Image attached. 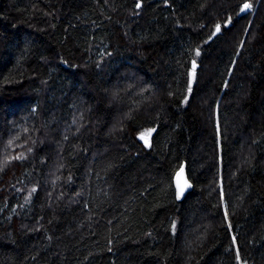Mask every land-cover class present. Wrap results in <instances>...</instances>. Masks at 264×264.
I'll use <instances>...</instances> for the list:
<instances>
[{
    "label": "trees",
    "instance_id": "16d2710c",
    "mask_svg": "<svg viewBox=\"0 0 264 264\" xmlns=\"http://www.w3.org/2000/svg\"><path fill=\"white\" fill-rule=\"evenodd\" d=\"M244 2L0 0V264H236L232 235L264 264V0Z\"/></svg>",
    "mask_w": 264,
    "mask_h": 264
},
{
    "label": "snow or ice",
    "instance_id": "6c2138e0",
    "mask_svg": "<svg viewBox=\"0 0 264 264\" xmlns=\"http://www.w3.org/2000/svg\"><path fill=\"white\" fill-rule=\"evenodd\" d=\"M165 6H168V0H165ZM142 8V0H136L135 3V9L139 10ZM254 8V5L250 2V0H245V2L239 7V10L237 12V15H240L242 13H252ZM135 14H139V12H136ZM232 24V17L228 16V18L226 19V21L223 22V25L221 23H216L214 25V29L211 32L210 36L208 37L207 40H205V43H208L210 40H212L214 37L218 36L219 34H222V28L223 29H227L230 25ZM28 48L27 46L25 47V51H27ZM193 53V58L190 60V69L187 72V76H188V80H187V89L186 92L187 94L184 96L183 100L181 101L182 104L186 105L188 103L189 100V95L192 93L193 90V83L197 78V68H198V60L197 58H199L201 56V48L198 46L195 49L191 50ZM108 56H111L112 53L108 52L107 53ZM19 60H17V64H19ZM60 62L62 64L68 65V62L65 61L63 58L60 59ZM103 63V61H97L96 62V66L97 68H100L101 64ZM235 62H233L234 64ZM69 67H73L72 65H68ZM229 75H231V69L229 70ZM46 83V81H45ZM225 87H227V82L225 83ZM31 111L33 113H35L37 111V109L34 107L31 109ZM83 119H84V114L80 113L79 117H76L74 115V118L72 120V126L75 127V134H79L81 129L85 127L84 123H83ZM156 132V128L155 127H149L147 129H145L144 131L140 132L138 135V139L140 141L143 142V145L145 148H150L152 146L151 144V137L153 135V133ZM216 132H217V137H219L220 135V126H219V122H218V118H217V124H216ZM64 140H68V135H67V130L65 132L64 135ZM17 139H19V137H17ZM13 141H9V146L11 145ZM29 152L32 151L31 148L28 149ZM26 157H24L23 154H20L16 157H14V159L16 160H23ZM117 165L115 162H109L106 167H105V173L111 171V169L115 168ZM62 167V165H61ZM97 178L98 179H103L104 177H102L100 175V173H97ZM57 179H59V177H57ZM67 180L69 182H71L72 177L71 175H69L67 177ZM53 183H55V181H53ZM169 187L172 189L175 200L176 201H180L184 198L185 193L188 189H190L192 187V184L188 178V176L185 173V165L183 163L177 165V167L175 168V170L173 171L171 177L169 178ZM37 191V189L35 187H33L30 192L29 195L25 197V202H29L31 199V195L32 193H35ZM102 194L105 197L111 198V193L107 190H102ZM77 196L82 195V193L77 192L76 193ZM230 213L228 211V207L225 204L224 206V220L226 222V229L231 232L232 231V223L230 221ZM170 228L171 231L173 233V235H175L176 233V229H177V222L175 220H173L170 224ZM150 235V234H149ZM49 239H51L49 237ZM231 241H232V246L235 249V260H236V264H247V261L242 260L241 255H240V249L237 243V237L235 235L231 236ZM109 244H111V241H109ZM233 248H229V251H232ZM111 247L108 248V251H111Z\"/></svg>",
    "mask_w": 264,
    "mask_h": 264
},
{
    "label": "water",
    "instance_id": "95a60500",
    "mask_svg": "<svg viewBox=\"0 0 264 264\" xmlns=\"http://www.w3.org/2000/svg\"><path fill=\"white\" fill-rule=\"evenodd\" d=\"M185 173H186V170H185ZM187 175V174H186ZM192 188H193V186L190 188V189H188L187 191H186V193H185V196L188 194V192H190L191 190H192ZM185 196H184V198H185ZM183 198V199H184Z\"/></svg>",
    "mask_w": 264,
    "mask_h": 264
}]
</instances>
